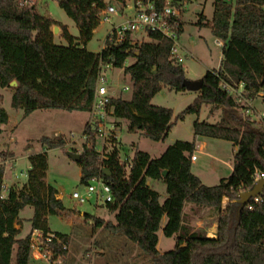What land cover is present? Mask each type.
Masks as SVG:
<instances>
[{
    "label": "trees",
    "instance_id": "trees-1",
    "mask_svg": "<svg viewBox=\"0 0 264 264\" xmlns=\"http://www.w3.org/2000/svg\"><path fill=\"white\" fill-rule=\"evenodd\" d=\"M19 1L0 0V89L12 90V109L22 110L24 117L36 110L88 115L99 63L111 64L131 81V98L112 99L111 116L126 120L129 133L139 131L153 142L167 138L174 125L172 111L152 105L151 100L164 87L185 91L180 86L185 79L183 68L172 55L170 40L149 31L148 41L131 44L126 37L119 44H107L99 53H91L85 47L100 23L105 4L102 0H59V8L74 22L79 37L70 36L61 27L60 37L68 44L57 46L52 33L57 23L33 6H19ZM197 1L173 0L177 5ZM213 4L214 14L207 25L213 37L222 42L219 68L205 72L197 97L177 119L199 113L204 104L221 110L219 124L194 121L192 130L194 137L228 141L237 148L230 175L212 187L202 184L191 173L194 141H175L157 159L135 149L128 165L120 160L117 141L112 140L111 150L100 160L95 150L97 139L89 131L77 163L80 185L100 177L110 188L112 201L106 202L105 208L113 214V223L104 227L110 235L135 244L149 259L148 264H264V200L256 203L250 199L243 207L237 203V196L253 187L254 175L264 173V131L239 116L234 99L221 89L223 83L232 87L242 84L246 97L264 94V0H234V5L213 0ZM200 21L203 23L205 17L201 15ZM182 31L180 23L177 36ZM129 58L133 63L124 66ZM13 81L16 85L11 87ZM7 122L8 115L0 108V125ZM40 141L44 149L27 158L26 183L19 190L9 188L5 197L0 167V264H30L32 231L43 235L51 232L47 217L65 210L56 189L48 188L44 181L47 151L63 148L65 142L63 138ZM148 180L165 185L167 198L162 204L159 194L146 185ZM259 196L264 197V191ZM185 204L216 212L214 237L193 230L184 214ZM25 207L33 211L31 229L24 238H17L18 214ZM95 226H103L101 220H96ZM159 230L164 237L175 236L171 251L160 254L156 250ZM54 234L68 243L66 235ZM49 248L64 260L66 251L55 243Z\"/></svg>",
    "mask_w": 264,
    "mask_h": 264
},
{
    "label": "rangeland",
    "instance_id": "rangeland-1",
    "mask_svg": "<svg viewBox=\"0 0 264 264\" xmlns=\"http://www.w3.org/2000/svg\"><path fill=\"white\" fill-rule=\"evenodd\" d=\"M59 0H20L19 6H33L43 16H48L57 23L59 31L53 34V43L66 47L67 41L60 37L61 27L66 28L69 35L78 38L79 31L74 22L66 16L58 6ZM106 7H113L118 16L110 15L105 21L100 15V23L94 30L86 50L91 53H99L108 32L113 25L121 22L122 15H130L121 0H102ZM234 5V0H226ZM214 14L213 0H199L184 4L181 14L183 31L177 38L178 50L176 60H181L184 77L190 81L202 78L206 71L217 70L221 60L222 47L216 45V40L208 22ZM205 21L201 23L200 17ZM53 30V28H52ZM132 40L136 42L148 41L143 35H134ZM222 43V42H221ZM129 58L124 66L133 63ZM104 77L106 87L115 98L123 100L131 98V81L128 75H124L122 69L112 68L106 70ZM127 87L129 90L124 91ZM12 90L0 89L2 99L0 108L8 115V122L0 125V167L4 172V192L7 196L9 188L19 190L26 183L28 156L41 152L44 146L42 138H63V148H54L47 151V170L45 184L56 189L59 199L65 210L56 216L47 217L48 229L52 233H59L68 237V249L61 264H148L149 259L136 247L135 244L120 236L110 235L104 226L113 223V214L106 208L100 196L91 195L84 204H78L71 200L74 191L85 192V186L79 184L80 168L67 156V152L81 154L84 140L81 137L88 115L83 112H67L61 110H36L28 116H23L20 109H12ZM196 92H174L166 87L162 88L151 100V104L172 111V126L167 138L163 141L153 142L141 132L129 133L128 122L109 116L108 121L113 126V132L117 137L119 158L129 165L133 151L147 153L152 159H157L175 141L205 142L203 150L193 152L196 155L195 162L191 165V173L198 177L202 184L208 187L215 186L221 179L227 178L232 169L234 147L228 141L194 137L192 124L194 121H205L210 124H219L222 116L220 109H213L211 105H202L199 113L185 115L182 120L177 116L185 110L197 97ZM252 106L264 110V94L253 98ZM241 114L243 119L249 120L246 112ZM102 141L97 139L95 150L101 151ZM112 146V144H111ZM111 146L105 147L106 151ZM105 155V153H103ZM102 153L99 159L101 160ZM149 188L159 194V202L162 204L167 198L165 185L161 182L150 181ZM83 213V214H81ZM33 211L25 207L18 214L17 228L20 233L17 238H24L30 232V219ZM184 214L193 230L198 222L203 220L201 227H211L216 222V212L203 208H197L191 204L184 205ZM86 215L88 217H86ZM201 219V220H200ZM101 220L103 226H95V221ZM165 219H162L161 227ZM158 242L156 250L162 254L171 251L175 247V236L164 237L161 230L157 232ZM30 264H41L32 262Z\"/></svg>",
    "mask_w": 264,
    "mask_h": 264
},
{
    "label": "built area",
    "instance_id": "built-area-1",
    "mask_svg": "<svg viewBox=\"0 0 264 264\" xmlns=\"http://www.w3.org/2000/svg\"><path fill=\"white\" fill-rule=\"evenodd\" d=\"M125 9L131 12L130 15H122L121 22L113 25L108 32L103 42L101 50L106 45H116L123 42L126 37H129L131 44H139L132 40L134 35H143L147 39V33L157 32L163 37L170 40L173 44L172 55L175 58L178 50L177 44V27L181 23V14L184 4L177 5L173 0H121ZM103 16L107 21L110 15L118 16V13L113 7H106L99 14ZM216 45L222 47V43L216 40ZM181 61V60H177ZM112 69L111 64L103 65L99 63L98 74L95 82V88L93 93V100L91 108L88 112V117L83 128V132L80 138L87 139L88 131L93 133L96 139H101V151L97 152L101 159L104 158V154L108 151L105 147L111 146V141H117V137L113 132V126L108 121L109 116L112 115L111 100L115 99L113 93L108 91L106 87V79L104 74L106 70ZM221 89L229 96H231L237 104V112L243 111L248 114L249 122L257 129L264 131V110H259L252 106L251 101L253 98L246 97L244 87L242 84L236 87L229 86L225 83L221 84ZM124 91L129 90L127 87L123 88ZM259 96V95H258ZM241 115V114H239ZM83 142V144H84ZM83 147V145H82ZM83 152V149L81 153ZM191 162L196 160V155L192 154L190 157ZM264 178V173L255 174L253 177L254 183ZM93 195L95 197L100 196L103 203L111 202L112 197L109 186L99 177L92 178L85 186V192L79 193L74 191L71 194V200L78 204H84L89 200V197ZM264 200L262 196H256L253 201L260 203ZM55 243L62 251H67L68 243L62 242L58 236L52 232H48L45 235L39 231H32L30 238V254L33 262H40L42 264H61L62 259L59 256H55L53 251L49 248V245Z\"/></svg>",
    "mask_w": 264,
    "mask_h": 264
},
{
    "label": "water",
    "instance_id": "water-1",
    "mask_svg": "<svg viewBox=\"0 0 264 264\" xmlns=\"http://www.w3.org/2000/svg\"><path fill=\"white\" fill-rule=\"evenodd\" d=\"M59 31V28L57 26L53 27L52 33L56 34ZM16 83L13 81L10 83V86H15ZM180 86L188 92H196L198 93L201 90L202 86V81L201 79L196 80V81H190L187 79H183L180 82ZM66 156L74 163H78L81 159V154L78 153H71L67 152ZM163 176L166 175V172L162 173ZM262 191H264V178L258 180L257 182L254 183L253 187L245 192L240 193L237 196V203H239L242 207L247 205L250 199L255 198L258 196Z\"/></svg>",
    "mask_w": 264,
    "mask_h": 264
},
{
    "label": "crops",
    "instance_id": "crops-1",
    "mask_svg": "<svg viewBox=\"0 0 264 264\" xmlns=\"http://www.w3.org/2000/svg\"><path fill=\"white\" fill-rule=\"evenodd\" d=\"M181 24H182V29H183V22L181 21ZM257 97V96H256ZM205 147V142L201 143V142H195V151L194 152H197V151H202L203 148ZM236 147H234L233 151L235 152L236 151ZM197 161V160H195ZM193 161V162H195ZM192 162V163H193ZM29 168V165L27 167V169ZM45 181V180H44ZM47 185V184H46ZM146 185L149 187V182L147 181L146 182ZM49 188V187H48ZM57 199H59V196H58V193H57ZM83 214V213H81ZM201 220V219H200ZM203 223V220L199 221L198 224L199 226H197V228H201V230L203 231V235L205 237H214L215 236V229H216V223H213V225L211 227H201V224ZM17 226V225H16ZM17 228V227H16Z\"/></svg>",
    "mask_w": 264,
    "mask_h": 264
}]
</instances>
